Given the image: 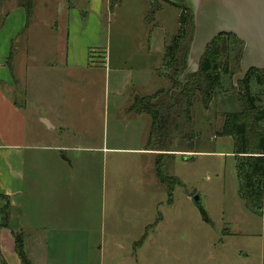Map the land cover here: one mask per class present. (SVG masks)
I'll return each mask as SVG.
<instances>
[{
    "label": "crops",
    "instance_id": "0c3cea01",
    "mask_svg": "<svg viewBox=\"0 0 264 264\" xmlns=\"http://www.w3.org/2000/svg\"><path fill=\"white\" fill-rule=\"evenodd\" d=\"M109 2L46 0L41 9L53 18L48 31L37 32L12 0L0 28V195L11 206L10 228L0 229L6 264H17L16 258L22 264L12 231L24 234L31 264H104L114 257L126 264L156 226L149 225L152 157L161 152L147 147L150 118L128 109L136 96L154 94L161 80L167 36L158 13L172 10L177 28L180 11L160 2L146 52L126 51L131 35H118L121 53L112 54L115 35L105 25L121 1L113 11ZM26 33L32 42L48 38L49 59L33 57L28 66L14 48L9 68L14 39ZM19 82L30 112L15 102Z\"/></svg>",
    "mask_w": 264,
    "mask_h": 264
},
{
    "label": "rangeland",
    "instance_id": "374dc122",
    "mask_svg": "<svg viewBox=\"0 0 264 264\" xmlns=\"http://www.w3.org/2000/svg\"><path fill=\"white\" fill-rule=\"evenodd\" d=\"M45 2L46 0H36L37 11L31 27L33 31H48L45 29L46 22L53 15L42 10ZM148 2L144 8L142 0H121L119 10L105 25L109 27L110 36L115 35L110 46L112 54L121 53L119 39H116L118 35H131V41L135 44L129 41L124 46L126 51L132 50L134 46V49L146 52L147 31L151 24L144 19L149 10ZM11 3L12 0L4 1L1 16L9 13ZM174 14L167 7L157 15V20H161L158 24L167 36V43L178 28ZM30 39L33 42L29 40L27 33L14 39V48L25 54L28 66H31L33 57L48 60V38L43 42H39L38 37ZM227 39L229 41L231 38ZM238 46L243 51L244 45ZM233 60H230V74L223 77L229 103L221 105L218 98L209 109H205L200 102H196L188 113L182 111L180 115L179 140L175 138L170 149H183L193 153L174 154L173 157L167 156L162 160L165 174L180 181L174 188L172 204L167 203L166 187L157 181L154 172L157 156L153 155L149 225H154L157 220L158 222L152 232L148 233L144 246L137 249L136 259L129 256L126 264H264V216L256 215L248 209L238 195L239 182L232 139L216 136L222 123V113L238 110L233 88L239 89L241 81L237 77L241 66L238 69L237 61ZM14 72L16 78L21 80V70ZM166 84L162 79L157 81L152 87V93L162 90ZM18 86L14 93L15 102L30 112L24 101L25 88L20 86V82ZM250 86L252 94L262 98V88L254 83ZM119 117L123 123L124 117ZM28 122L31 126L32 121ZM186 136L192 138L185 139ZM194 195L201 196L207 220L192 201ZM16 232L18 233L17 230ZM16 262L20 263L17 258ZM104 264L124 263L114 257L112 261L107 258Z\"/></svg>",
    "mask_w": 264,
    "mask_h": 264
},
{
    "label": "trees",
    "instance_id": "16d2710c",
    "mask_svg": "<svg viewBox=\"0 0 264 264\" xmlns=\"http://www.w3.org/2000/svg\"><path fill=\"white\" fill-rule=\"evenodd\" d=\"M5 0H0V28L4 25L8 13L1 16ZM7 1V0H6ZM121 0H110L113 11ZM184 0H153L151 9L147 11L145 21L151 22L160 2L176 7L179 11L178 28L169 43H166L158 76L167 82L162 90L144 97L136 96L128 112L146 115L151 120L147 137V147H152L161 154L155 161V173L158 181L166 187L168 204H172L174 188L180 184L176 177L165 174L162 160L174 156L173 146L179 140V118L200 102L205 109L220 98L219 104L229 103L228 92L223 85V77L230 74V60L234 59L239 69L243 42L233 35L224 34L217 37L206 49L200 61L199 70L181 79L187 67L189 45L193 37L194 16L183 4ZM17 6L25 12L26 26L34 18L35 0H16ZM231 38L229 41L227 38ZM12 45L7 65L14 55ZM233 60V61H234ZM262 88V98L251 92V84ZM238 110L222 113V123L216 136L230 138L234 145V158L239 182L238 195L245 206L256 215L261 216L264 209V71L250 70L239 89L233 88ZM262 99V100H261ZM182 139V136H180ZM192 138L186 136L185 139ZM155 139V141H153ZM191 143V142H190ZM193 153L192 151H184ZM11 206L9 198L0 195V229L10 228ZM158 222V220L156 221ZM156 222L152 227L155 226ZM15 240V253L22 264H31L24 252V235L12 231ZM143 239V238H142ZM143 240L135 246L138 247ZM0 264H6L0 260Z\"/></svg>",
    "mask_w": 264,
    "mask_h": 264
},
{
    "label": "water",
    "instance_id": "95a60500",
    "mask_svg": "<svg viewBox=\"0 0 264 264\" xmlns=\"http://www.w3.org/2000/svg\"><path fill=\"white\" fill-rule=\"evenodd\" d=\"M194 16V32L181 79L199 70L206 49L220 35H233L243 42L238 81L250 70L264 71V0H184ZM192 201L205 220L202 198Z\"/></svg>",
    "mask_w": 264,
    "mask_h": 264
}]
</instances>
